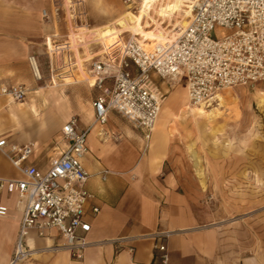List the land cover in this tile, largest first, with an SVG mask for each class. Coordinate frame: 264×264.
<instances>
[{
	"label": "crops",
	"instance_id": "obj_1",
	"mask_svg": "<svg viewBox=\"0 0 264 264\" xmlns=\"http://www.w3.org/2000/svg\"><path fill=\"white\" fill-rule=\"evenodd\" d=\"M85 6L86 21L73 31L66 10L62 8L56 13L52 0H0L1 136L10 144L32 143L35 153L25 164L47 170L70 144L63 134L69 118L77 117L80 131L90 128L89 151L83 165L90 173L86 188L94 194L85 214L91 229L80 230L79 235L91 244L77 259L68 249L55 248L65 242L58 229H49L43 236L33 229L26 243L37 253L20 264H155L159 253L154 248L158 241L155 234L160 231L170 232L166 240L169 264H264V213L233 218L242 203L227 205L226 199L223 206L213 195L217 191V176L243 175L248 169L201 167L195 153L196 166H185L181 147L171 141L169 123L175 111L181 112L183 102L189 100L187 91L180 96L176 90L164 101L149 140L115 111L110 112L106 124L95 123L92 102L101 91L90 81L91 63L106 58L105 50L111 45L126 41L123 34L127 31H134V38L140 36L149 44L152 35L142 36L122 13L111 22L92 24L88 16L89 10L94 9L88 7V0ZM44 9L52 15L50 21L43 18ZM121 29H125L124 33L117 36L115 33ZM68 36L77 67L51 79L46 40L60 42ZM90 36L92 41H88ZM103 38L107 39V46L100 43ZM83 41L86 43L79 47ZM30 55L38 58L42 80L34 77ZM131 70L137 72L134 65ZM157 78L154 75V80ZM112 83V79L107 80L108 86ZM18 84L28 89L24 100L13 101L1 93L3 85ZM71 89L77 91L78 97L88 89L97 92L84 106L79 101L73 107L67 99ZM160 89L166 97L167 91ZM164 111L168 117L171 114L170 119L159 120ZM3 178L21 179L24 175L0 149V179ZM0 204L9 209L7 216H0V264H9L23 211L16 191L0 188ZM96 207L98 212L94 211ZM120 238L126 239L117 243Z\"/></svg>",
	"mask_w": 264,
	"mask_h": 264
},
{
	"label": "built area",
	"instance_id": "obj_2",
	"mask_svg": "<svg viewBox=\"0 0 264 264\" xmlns=\"http://www.w3.org/2000/svg\"><path fill=\"white\" fill-rule=\"evenodd\" d=\"M56 13L66 10L73 31L83 26L88 15L86 0H52ZM191 23L179 37L146 48L136 38L111 45L106 58L94 60L90 72L94 86L101 92L93 100L95 123L104 125L115 111L140 130L149 140L165 101V93L154 75L175 82L185 78L191 103L212 105L225 89L264 82V0H190ZM46 21L52 19L48 9L42 11ZM216 27L228 31L212 37ZM71 37L63 41L46 40L49 74L62 76L77 67ZM84 42V41H83ZM36 80H42L36 55L29 56ZM132 65L137 69L134 73ZM112 79L111 86L107 80ZM1 93L16 101L28 94L24 84L3 85ZM89 129L78 130V119L72 116L63 127L69 146L55 158L47 170L25 162L35 153L32 143L10 144L0 133V149L24 175L21 179H0V188L16 191L23 217L15 252L9 264H19L33 258L34 250L26 243L30 231L43 236L49 229H58L65 242L56 249H68L81 259L91 243L80 237L91 223L85 220L86 205L94 194L86 188L90 173L83 165L89 151ZM8 206L0 204V216L8 215ZM95 212L99 208H94ZM168 231L155 234L154 248L159 251L155 264H169L166 240ZM126 238L117 239L123 242ZM133 250V248H131Z\"/></svg>",
	"mask_w": 264,
	"mask_h": 264
},
{
	"label": "rangeland",
	"instance_id": "obj_3",
	"mask_svg": "<svg viewBox=\"0 0 264 264\" xmlns=\"http://www.w3.org/2000/svg\"><path fill=\"white\" fill-rule=\"evenodd\" d=\"M186 4L187 0H88V7L94 9L92 12L88 9V17L92 24H104L111 22L120 13H129L131 27H137L142 36L152 35L156 41L163 37L170 40L182 27L187 26L190 11ZM124 31L125 29H121L115 34L118 36ZM127 32L123 34L125 38L134 35V31ZM229 32L216 27L212 37L218 38ZM93 39L90 36L88 41ZM85 43L86 41L79 42L78 45L80 47ZM155 81L167 91L165 100L176 90L180 96H184L187 91L184 78L179 82H170L158 77ZM96 92L88 89L78 97L77 91L71 89L67 99L73 107L79 101L84 106ZM221 95L223 102L217 100L206 108L207 114L197 119L184 116L182 109L190 105V102H183L181 112L176 110V115L169 123L172 127L171 141L181 147L186 158L185 166H196L193 159L195 153V159L201 167L211 165L247 168V174L217 176L214 181L217 191L213 195L216 194L218 202L223 206L226 199L227 205L242 203L243 207L232 215L233 218L264 213V82L225 89ZM170 116L164 111L162 118L170 119ZM185 120L189 121L184 122Z\"/></svg>",
	"mask_w": 264,
	"mask_h": 264
},
{
	"label": "bare ground",
	"instance_id": "obj_4",
	"mask_svg": "<svg viewBox=\"0 0 264 264\" xmlns=\"http://www.w3.org/2000/svg\"><path fill=\"white\" fill-rule=\"evenodd\" d=\"M146 2L148 1V0H145ZM165 1V0H164ZM167 1H169V0H167ZM187 7H188V10L190 11L189 12V21L187 22V26L191 23V16H192V10H191V8H190V0H187ZM133 13V12H132ZM135 17H136V14H135ZM123 18L125 19V21L127 22V23H129V24H132V20H131V18L128 16V14H123ZM133 19V18H132ZM137 19V18H136ZM186 27V26H185ZM185 27H182L181 29H180V31H179V33L178 34H176L173 38H177V37H179L180 35H181V33H182V30L185 28ZM178 28H180V27H178ZM107 36V32L105 31V33H104V37H106ZM133 37H135V35H133ZM172 38V39H173ZM136 39H138L139 41H141V42H143L144 44H145V47L146 48H152L155 44H158V43H165V42H167V40H165V41H162V42H157V43H154V37L153 36H149V38L148 39H151V43H154V44H149L147 41H145L144 39H140V38H136ZM100 43L102 44V45H104V46H107L108 45V42H107V39L106 38H103V39H101V41H100ZM40 74H41V71H40ZM41 76H42V74H41ZM181 79H178V80H176L175 82H179ZM90 81H91V83L93 84V86H94V83H95V77L94 76H90ZM187 94H188V92H187ZM218 96V98H219V100L220 101H222L224 98H223V96L222 95H220V93L217 95ZM10 99H12V98H10ZM188 99H189V96H188ZM13 100V99H12ZM14 101V100H13ZM189 102H190V105H186L185 106V108H183V112H184V116L186 117V116H191L192 118H201V117H203L205 114H207L208 113V110L206 109V108H208V107H211V105H205V104H193V103H191V101H190V99H189ZM223 102V101H222ZM222 104V103H221ZM164 115H162V117H163ZM209 116V115H208ZM161 116H160V118H159V120L162 118ZM185 121H189V120H185ZM64 244V243H63ZM62 244V245H63ZM61 248H64L63 246H61ZM34 250V255L33 256H35L36 255V253H37V250H35V249H33ZM20 264V263H19Z\"/></svg>",
	"mask_w": 264,
	"mask_h": 264
}]
</instances>
